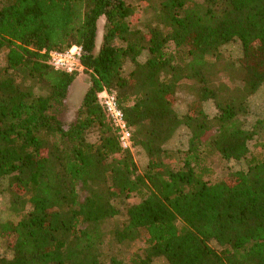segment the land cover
<instances>
[{"label": "trees", "instance_id": "trees-1", "mask_svg": "<svg viewBox=\"0 0 264 264\" xmlns=\"http://www.w3.org/2000/svg\"><path fill=\"white\" fill-rule=\"evenodd\" d=\"M233 39L243 52L222 80L215 60ZM72 45L89 84L65 125L80 72L55 69L48 52ZM0 50V194L21 214L0 220L11 253L0 264H264V115L245 125L264 86V0H0ZM104 89L146 156L141 173ZM181 126L186 149L167 147ZM217 158L245 168L211 180ZM135 241L127 258L100 249Z\"/></svg>", "mask_w": 264, "mask_h": 264}, {"label": "rangeland", "instance_id": "rangeland-1", "mask_svg": "<svg viewBox=\"0 0 264 264\" xmlns=\"http://www.w3.org/2000/svg\"><path fill=\"white\" fill-rule=\"evenodd\" d=\"M200 1V0H198ZM103 19L98 23V35L99 39L102 33ZM242 46L238 39H233L230 42L222 45L218 51L219 57L215 60L216 64L222 70L220 76L222 80L225 79L224 69L229 63H232L236 58L242 55ZM145 55L141 57L143 60ZM4 62V50H0V63ZM89 84V75L87 73H77L76 78L71 83L67 98H66V110L60 115L63 123L67 125L75 119L77 108L79 107L84 92ZM190 100V95L180 91L178 93V101L176 104V110L180 115H183L187 109V102ZM203 110L209 116L212 117L217 114V108L212 100H206L203 102ZM264 115V86L260 87L257 92L249 98V111L245 117V125L250 126L258 117ZM212 133V130L206 134V137ZM188 131L184 127H179L171 140L167 143V147L172 149L185 150L187 147ZM253 140L248 142V146L252 148ZM134 160L137 164V169L141 173L146 163V156L142 150L134 151ZM213 174L209 177L211 180H217L225 176L227 173L240 168H245L242 160L223 159L217 158L212 162ZM131 200V198L129 199ZM124 208V204H122ZM123 210V209H122ZM21 214H15L9 208V199L6 193L0 194V220H13L16 221ZM122 220V217L119 218ZM114 223V220L107 221L103 224L104 229H110ZM138 242H132L130 245H118L111 243H103L100 249L103 253L108 255H114L119 258H127L132 255L137 248ZM212 244V243H211ZM213 245V244H212ZM11 256L10 251L6 248L3 240L0 238V257ZM153 264H169L163 257H158L153 260Z\"/></svg>", "mask_w": 264, "mask_h": 264}, {"label": "built area", "instance_id": "built-area-1", "mask_svg": "<svg viewBox=\"0 0 264 264\" xmlns=\"http://www.w3.org/2000/svg\"><path fill=\"white\" fill-rule=\"evenodd\" d=\"M81 53L82 48L79 45H72L64 51L51 50L48 52V62L55 69H61L66 72H81L84 68L80 62ZM99 99L117 130L121 148L129 150L133 154L134 144L132 134L124 119L123 112L117 105L114 93L104 89L100 91Z\"/></svg>", "mask_w": 264, "mask_h": 264}]
</instances>
